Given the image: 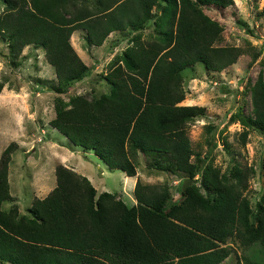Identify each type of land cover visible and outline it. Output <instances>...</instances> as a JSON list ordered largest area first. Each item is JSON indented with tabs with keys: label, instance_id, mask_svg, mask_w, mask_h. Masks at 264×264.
<instances>
[{
	"label": "trees",
	"instance_id": "trees-1",
	"mask_svg": "<svg viewBox=\"0 0 264 264\" xmlns=\"http://www.w3.org/2000/svg\"><path fill=\"white\" fill-rule=\"evenodd\" d=\"M225 6L231 0H205ZM0 38L8 53L26 44L44 49L58 83L80 78L86 69L69 42L76 28L89 44L99 45L114 30L136 28L150 16L157 0H2ZM159 37L126 46L106 78L109 94L64 100L53 97L48 121L73 144L108 167L134 174L136 152L158 170L199 174L200 187L183 189L184 197L163 209L168 188L138 179L134 204L114 192H95L89 180L61 165L54 166V186L35 197L19 214L10 198L7 163L15 143L0 152V260L10 264H218L230 254L224 245L235 237L255 246L264 260V188L251 212L243 191L251 167L234 163L227 174L190 161L186 123L202 107L179 104L183 89L179 71L201 62L220 70L242 53L236 45H215L219 23L191 0H163ZM264 12V6L262 8ZM2 83L0 81V89ZM251 114L245 125L264 132V66L250 88ZM264 168V161H263ZM130 177V176H129ZM197 178V177H196ZM196 178H193L195 180ZM254 253V252H253ZM248 264V260H245ZM238 264V263H237Z\"/></svg>",
	"mask_w": 264,
	"mask_h": 264
},
{
	"label": "rangeland",
	"instance_id": "rangeland-1",
	"mask_svg": "<svg viewBox=\"0 0 264 264\" xmlns=\"http://www.w3.org/2000/svg\"><path fill=\"white\" fill-rule=\"evenodd\" d=\"M191 1L221 26L213 44L236 45L243 51L234 62L220 70L207 69L201 62H196L179 71L183 89L179 104L202 107V112L186 123V135L192 151L189 159L200 168L205 165L216 168L220 175L227 174L234 163L251 167L252 173L243 193L251 212H254L264 188V132L245 125L241 117L251 114L250 88L264 66V0H231L225 6L205 0ZM95 2L88 0L90 4ZM163 3V0H157L150 9V16L136 28L127 26V30L110 31L99 45L86 42L78 30L71 33L69 42L86 69L80 78L61 83L56 81L53 67L48 62L45 66L42 47L38 46L39 50L22 47L17 55H12L6 52V41L0 38V144L5 147L9 142L15 143L9 159L12 153L25 159L29 156L24 164L19 162L23 170H18L20 174L31 175L30 178L36 177V189L33 190L36 197H43L54 186L55 164L84 175L95 192H99L101 184L106 185L107 191L114 192L127 206L131 205L128 202L132 199L135 202L132 189L136 179L142 183L167 186L164 210L180 202L184 197L183 189L191 183L203 192L199 174L182 188L188 178L184 173L149 166L152 162L139 151L134 157V174L126 176L123 170L108 167L91 151L70 142L48 122L54 116L55 96L67 100L76 94L89 98L109 94L111 83L106 76L119 62L125 47L135 39L149 40L161 35L156 27ZM2 8L0 0V11ZM18 160L14 156L12 170L14 167L17 169ZM44 164L47 172L43 170ZM37 169L44 171L47 178L34 173ZM41 177L46 181L44 188L38 183ZM15 186L19 188L13 182L12 193ZM13 199L5 200L2 207L8 209L15 205L19 213L18 204L13 203ZM27 207L23 201L19 203L20 211H26ZM223 244L230 248V254L218 264H246L245 260L248 264H264L253 245L243 246L233 236L227 237ZM2 262L5 264L6 261L0 260V264Z\"/></svg>",
	"mask_w": 264,
	"mask_h": 264
},
{
	"label": "crops",
	"instance_id": "crops-1",
	"mask_svg": "<svg viewBox=\"0 0 264 264\" xmlns=\"http://www.w3.org/2000/svg\"><path fill=\"white\" fill-rule=\"evenodd\" d=\"M2 4H3V2H2ZM79 29L81 30V31H79ZM75 30H78V32H80V33H82L83 34V36H84V30L83 29H81V28H76V29H74L71 33H74V32H76ZM82 37V36H81ZM84 38V37H83ZM7 44V43H6ZM23 47H25V49L26 48H28V47H31V48H33V50H39V47L38 46H32V44H26V45H24ZM5 48H7V50H8V47L6 46ZM6 52H8V51H6ZM44 63L46 64L45 66L47 67V61L44 59ZM2 96V95H1ZM0 96V97H1ZM35 127V126H34ZM33 128V127H32ZM34 129V128H33ZM33 132H35V129L33 130ZM59 132V131H58ZM60 133V132H59ZM9 139V138H8ZM7 139V140H8ZM10 139H13V138H10ZM6 140V141H7ZM2 147H3V144H0V150L2 149ZM86 149V148H85ZM86 150H89V151H91L92 152V150L91 149H86ZM93 153V152H92ZM94 154V153H93ZM95 155V154H94ZM14 156H15V158H19V160L17 161V169H16V167H14L13 168V170L11 169V164H12V162H13V160H14ZM96 156V155H95ZM29 156L27 155L26 156V159H25V157L24 156H22L21 158H20V156L19 155H17V154H15L14 155V153H12L11 154V158L9 159V162H8V165H7V184H8V190H9V195H10V197H11V199H12V197L14 198L13 200H12V202L13 203H16V204H18L17 205V207H18V210H19V214H28V211L26 210V211H20V209H19V203L20 202H22L23 201V203L24 204H26L27 206H29L30 205V202H31V200L34 198V197H36V195H35V192L33 191L34 189H36V184H37V181H36V177L35 178H30V176L31 175H29V177H28V174H20L19 172V170L18 169H22L23 170V167H22V165L21 164H19V162L20 163H22V164H24L25 162H27V158H28ZM27 164V163H26ZM26 168H28V169H30L29 167H26ZM11 170L12 171H14V174H12L11 173ZM44 171H46L47 172V165L46 164H44V169H43ZM44 171H41L40 169H37L34 173H36V174H39V176H45L46 175V178H47V174L45 173L44 174ZM15 174H17V175H15ZM38 176V177H39ZM90 180H91V177H89V176H87ZM41 179H42V181H41ZM130 179V178H129ZM13 182H15V185L16 184H18V187L19 188H17L16 186H15V190H14V193H12V183ZM45 180L43 181V178L41 177L40 178V180H39V182L38 183H41V184H43V186L41 187V188H44V186H45ZM101 184V183H100ZM14 185V184H13ZM100 187H102V188H100L99 189V191H102V190H109V188H107L106 187V185H104V184H101L100 185ZM98 192V191H97ZM5 202V200H3L2 202H1V208H3L2 206L4 205L3 203ZM133 199L131 200V201H129L128 203L129 204H133ZM7 203V202H6ZM8 204H10V203H8ZM1 264H4V262H2ZM5 264H9L8 262H5Z\"/></svg>",
	"mask_w": 264,
	"mask_h": 264
},
{
	"label": "water",
	"instance_id": "water-1",
	"mask_svg": "<svg viewBox=\"0 0 264 264\" xmlns=\"http://www.w3.org/2000/svg\"><path fill=\"white\" fill-rule=\"evenodd\" d=\"M190 180H191V178L185 179L183 184H182V188H184L186 186L187 182L190 181Z\"/></svg>",
	"mask_w": 264,
	"mask_h": 264
}]
</instances>
